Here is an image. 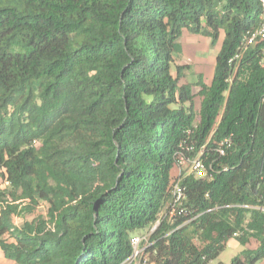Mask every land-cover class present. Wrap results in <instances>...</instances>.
Here are the masks:
<instances>
[{
    "label": "trees",
    "instance_id": "16d2710c",
    "mask_svg": "<svg viewBox=\"0 0 264 264\" xmlns=\"http://www.w3.org/2000/svg\"><path fill=\"white\" fill-rule=\"evenodd\" d=\"M260 18L258 0H0L4 256L143 264L131 237L159 221L152 264H210L231 238L226 264L264 259V50L243 48ZM184 30L222 36L209 84L181 81ZM201 146L169 217L177 156Z\"/></svg>",
    "mask_w": 264,
    "mask_h": 264
},
{
    "label": "built area",
    "instance_id": "2783aa9c",
    "mask_svg": "<svg viewBox=\"0 0 264 264\" xmlns=\"http://www.w3.org/2000/svg\"><path fill=\"white\" fill-rule=\"evenodd\" d=\"M261 8V18L259 25L252 31L248 32L244 36L243 48L254 46L257 43L262 44V49L264 50V0H258ZM260 63L264 66V55L260 59ZM224 142H227L224 139ZM189 153L194 150V146L190 145L187 147ZM220 154L224 153V149L220 145L218 148ZM203 146H201L198 151L193 154H178L176 159V164L174 169H177L176 174H172V184L170 188V193L172 197V202L169 208V217H174L175 215L185 214V208H179L185 199V186L183 185V180L186 176L193 174L194 176H202L205 173L206 166L203 160ZM159 221L154 224L148 233L134 234L131 237L132 253L128 257L130 261H134L137 257L142 258L143 264H152L149 261V255L155 254L156 250L153 247L154 240L149 239L150 234L157 227Z\"/></svg>",
    "mask_w": 264,
    "mask_h": 264
},
{
    "label": "rangeland",
    "instance_id": "374dc122",
    "mask_svg": "<svg viewBox=\"0 0 264 264\" xmlns=\"http://www.w3.org/2000/svg\"><path fill=\"white\" fill-rule=\"evenodd\" d=\"M222 36L216 41L214 45H210L208 37L202 34H193L189 33L187 30H184L183 35L180 38L182 44V54L179 56V63L188 64L190 67L185 71L186 77L181 79L182 82H194L197 79V75L201 74L202 79L206 83H210L213 67L216 59V54L219 51L221 44ZM198 86L193 87V92L196 93L195 96V108L198 110L200 106V97L197 96ZM172 173L176 174L177 169L173 168ZM1 185H4L3 180L0 178V189H3ZM256 243L254 238H251L249 248L253 247ZM198 244V242H197ZM243 249L242 245H232V242H227L226 246L216 258L210 261V264L217 263H229L230 260L240 254V251ZM260 264V261L257 263Z\"/></svg>",
    "mask_w": 264,
    "mask_h": 264
},
{
    "label": "crops",
    "instance_id": "0c3cea01",
    "mask_svg": "<svg viewBox=\"0 0 264 264\" xmlns=\"http://www.w3.org/2000/svg\"><path fill=\"white\" fill-rule=\"evenodd\" d=\"M5 185H6V183H4V185H1V187L3 188V187H5ZM228 242H232V245H234V246L235 245H239L238 241L235 240V239H233V238H231L230 240H228ZM255 246H256V243L251 248H254ZM0 264H15V261L12 260V259L6 258L4 256V254L2 253V251L0 250ZM260 264H264V259H262L260 261Z\"/></svg>",
    "mask_w": 264,
    "mask_h": 264
}]
</instances>
